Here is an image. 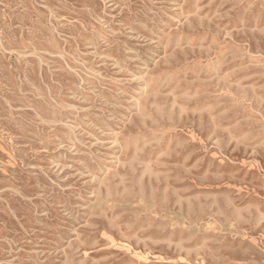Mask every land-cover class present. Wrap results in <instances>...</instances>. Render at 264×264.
I'll list each match as a JSON object with an SVG mask.
<instances>
[{
  "label": "rangeland",
  "instance_id": "obj_1",
  "mask_svg": "<svg viewBox=\"0 0 264 264\" xmlns=\"http://www.w3.org/2000/svg\"><path fill=\"white\" fill-rule=\"evenodd\" d=\"M0 264H264V0H0Z\"/></svg>",
  "mask_w": 264,
  "mask_h": 264
}]
</instances>
